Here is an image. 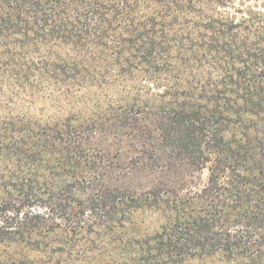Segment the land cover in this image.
Segmentation results:
<instances>
[{
	"label": "trees",
	"instance_id": "obj_1",
	"mask_svg": "<svg viewBox=\"0 0 264 264\" xmlns=\"http://www.w3.org/2000/svg\"><path fill=\"white\" fill-rule=\"evenodd\" d=\"M0 264H264V0H0Z\"/></svg>",
	"mask_w": 264,
	"mask_h": 264
}]
</instances>
